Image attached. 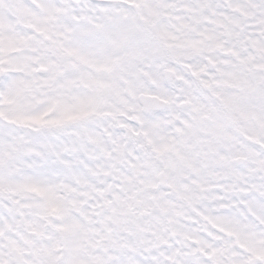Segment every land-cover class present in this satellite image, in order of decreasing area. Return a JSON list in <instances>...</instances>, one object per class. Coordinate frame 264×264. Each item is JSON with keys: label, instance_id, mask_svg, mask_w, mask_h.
I'll return each instance as SVG.
<instances>
[{"label": "snow or ice", "instance_id": "snow-or-ice-1", "mask_svg": "<svg viewBox=\"0 0 264 264\" xmlns=\"http://www.w3.org/2000/svg\"><path fill=\"white\" fill-rule=\"evenodd\" d=\"M0 264H264V0H0Z\"/></svg>", "mask_w": 264, "mask_h": 264}]
</instances>
